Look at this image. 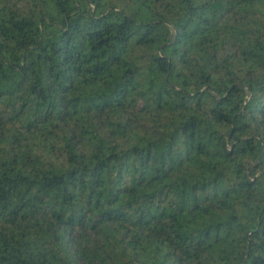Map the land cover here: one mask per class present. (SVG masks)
<instances>
[{
    "label": "trees",
    "instance_id": "obj_1",
    "mask_svg": "<svg viewBox=\"0 0 264 264\" xmlns=\"http://www.w3.org/2000/svg\"><path fill=\"white\" fill-rule=\"evenodd\" d=\"M0 264H264V0H0Z\"/></svg>",
    "mask_w": 264,
    "mask_h": 264
}]
</instances>
